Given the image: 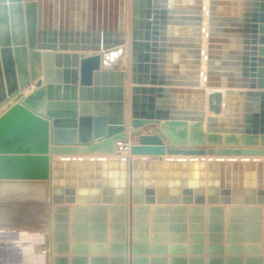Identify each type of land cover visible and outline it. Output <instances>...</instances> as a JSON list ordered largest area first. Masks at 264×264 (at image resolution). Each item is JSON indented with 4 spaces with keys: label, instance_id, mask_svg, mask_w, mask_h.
Segmentation results:
<instances>
[{
    "label": "water",
    "instance_id": "obj_1",
    "mask_svg": "<svg viewBox=\"0 0 264 264\" xmlns=\"http://www.w3.org/2000/svg\"><path fill=\"white\" fill-rule=\"evenodd\" d=\"M202 13L0 0V264H202L205 211L209 255L264 264V0H208L204 72ZM224 211L255 214L246 246L213 243Z\"/></svg>",
    "mask_w": 264,
    "mask_h": 264
},
{
    "label": "crops",
    "instance_id": "obj_2",
    "mask_svg": "<svg viewBox=\"0 0 264 264\" xmlns=\"http://www.w3.org/2000/svg\"><path fill=\"white\" fill-rule=\"evenodd\" d=\"M207 4H208V0H202V5H203V13H202V25H201V62H200V68H201V72L205 71V67H206V50H207V33H206V29H207V15H206V8H207ZM126 54V53H125ZM125 58L126 55L123 56V63H122V68L125 69ZM200 84L201 86H204V81L203 78L200 79ZM125 96H127V92L125 91ZM127 104V103H126ZM203 130H205V125H203ZM97 156V155H96ZM99 156V155H98ZM86 216V215H85ZM96 215H91L89 214L88 216H86V219L84 220V215H77L76 217H79V219L77 220L76 224L78 225V229H75V233L82 235V234H87V235H96V232L94 231L93 226L97 224L96 221ZM189 215H187V226H189ZM194 218V215L192 216ZM203 226H205L204 229V242H203V246H204V254L201 256H198V258H202V264H208V260L211 257H219L221 258V264H234L231 261L228 263L226 262V258H233L236 256L233 255H227L225 252L223 253V255H218V254H214V255H209L207 252V246H208V230H207V226L209 224V215L207 214V212L205 211V213L203 214ZM176 219V217H173ZM213 219H220L221 221V225H222V233H221V240L218 241H213V243L215 244H219V246H222V249L225 251L226 248H230L233 247L234 245V240L235 237L237 236H242V237H246L247 239H244L242 241V246H246V244L250 243L252 240V238L254 237L255 231L252 230L251 226L253 227L254 221H255V214L253 213H243V214H239V213H227L226 211H224L221 215L219 214H215L212 216ZM218 221V222H220ZM107 226L109 225V214H107ZM150 224V223H149ZM241 224V225H239ZM261 225H264V212L261 213ZM236 226H241L242 230L239 232L238 228ZM169 230H166V234L168 233L170 235V232H168ZM162 232V231H161ZM109 230H107V236H109ZM149 236H150V230L148 231ZM187 236L189 234V231L187 230L186 232ZM261 237L264 235V230L262 228L261 232H260ZM229 239V240H228ZM109 242H107V244H105L106 246L108 245ZM148 244L150 245L151 242L149 241ZM167 244L170 245V242H168ZM190 244L188 238L185 241V246L188 247V245ZM256 246L262 248L263 246V241H261L260 243H258ZM108 258V261L106 262V264H110L109 262V258L112 257V255H106ZM93 256H88V258H91ZM148 257H151V255H149ZM246 255L242 254L241 258H245ZM252 258H264V255H252ZM167 258H170L169 255H167ZM185 258L187 259L186 264L188 263V260L190 258L189 254H187L185 256ZM192 258V257H191ZM167 264H169V261L167 262ZM241 264H244V262H242Z\"/></svg>",
    "mask_w": 264,
    "mask_h": 264
},
{
    "label": "built area",
    "instance_id": "obj_3",
    "mask_svg": "<svg viewBox=\"0 0 264 264\" xmlns=\"http://www.w3.org/2000/svg\"><path fill=\"white\" fill-rule=\"evenodd\" d=\"M135 142L136 140L134 138H127L124 141L117 142L116 149L122 156H124L128 154L130 146Z\"/></svg>",
    "mask_w": 264,
    "mask_h": 264
},
{
    "label": "bare ground",
    "instance_id": "obj_4",
    "mask_svg": "<svg viewBox=\"0 0 264 264\" xmlns=\"http://www.w3.org/2000/svg\"><path fill=\"white\" fill-rule=\"evenodd\" d=\"M30 90V87H28V88H26L25 90H24V92H27V91H29ZM122 156V155H121ZM99 156L97 155H91V156H88V157H85L86 159L88 158V159H90V160H96V158H98ZM116 156H114V155H111V156H105V159L106 160H108V159H113V158H115ZM213 158H216V157H213ZM225 159H228L229 157H224ZM237 159H239V158H241V157H236Z\"/></svg>",
    "mask_w": 264,
    "mask_h": 264
}]
</instances>
